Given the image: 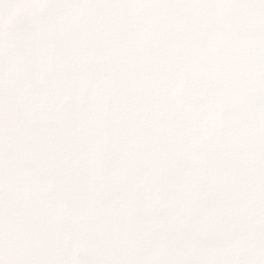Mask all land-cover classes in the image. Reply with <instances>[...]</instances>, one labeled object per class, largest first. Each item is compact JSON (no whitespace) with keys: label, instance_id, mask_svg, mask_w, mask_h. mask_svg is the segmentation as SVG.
Masks as SVG:
<instances>
[{"label":"snow or ice","instance_id":"obj_1","mask_svg":"<svg viewBox=\"0 0 264 264\" xmlns=\"http://www.w3.org/2000/svg\"><path fill=\"white\" fill-rule=\"evenodd\" d=\"M0 264H264V0H0Z\"/></svg>","mask_w":264,"mask_h":264}]
</instances>
